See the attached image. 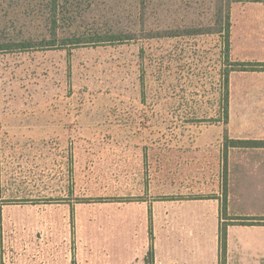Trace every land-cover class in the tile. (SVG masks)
Instances as JSON below:
<instances>
[{
    "label": "rangeland",
    "instance_id": "obj_1",
    "mask_svg": "<svg viewBox=\"0 0 264 264\" xmlns=\"http://www.w3.org/2000/svg\"><path fill=\"white\" fill-rule=\"evenodd\" d=\"M233 1L0 0V264L75 259L118 222L129 157L225 187Z\"/></svg>",
    "mask_w": 264,
    "mask_h": 264
},
{
    "label": "crops",
    "instance_id": "obj_2",
    "mask_svg": "<svg viewBox=\"0 0 264 264\" xmlns=\"http://www.w3.org/2000/svg\"><path fill=\"white\" fill-rule=\"evenodd\" d=\"M244 3L232 5L231 59L264 63V12L257 11L264 1ZM229 95L222 132L231 140H264V68L231 71ZM132 160L113 200L118 222L93 239L80 238L75 259L22 257L3 264H264V224L224 219L223 186L175 185L161 161L152 174L145 161ZM226 161L228 216L264 218V147H230Z\"/></svg>",
    "mask_w": 264,
    "mask_h": 264
},
{
    "label": "trees",
    "instance_id": "obj_3",
    "mask_svg": "<svg viewBox=\"0 0 264 264\" xmlns=\"http://www.w3.org/2000/svg\"><path fill=\"white\" fill-rule=\"evenodd\" d=\"M52 6H53V11H55L56 15V10L58 8L57 0H52ZM264 0H234L233 2H260ZM231 9V8H230ZM231 27H232V19H231V10L227 13L226 16V25L224 27V30L226 32V39H227V58L231 62L233 66H235L234 70H239V71H245V70H255L256 68L262 67L264 68V63H259V62H240V61H233L231 59L230 51H231ZM113 38L118 41H122L123 39H117V35H113ZM31 41L29 42H22L18 43L19 50L24 51V50H29L32 48ZM226 74V79H225V85L223 88H225V107L223 108V113H222V120L220 122H223V124L228 123V117H229V75L230 72ZM226 140L229 141L225 144V155L228 153V149L230 147H264V140H235V139H229V136L226 134ZM222 212H223V218L226 220H238L240 224H245V225H250V224H264V218H249V217H229L227 214V176L225 177V187H224V196H223V207H222ZM151 235L153 239V233L151 230ZM222 247H223V257L225 254L226 250V225L223 226V237H222ZM149 262H153L154 260V253H153V247L151 248L149 252ZM223 264L224 259H223Z\"/></svg>",
    "mask_w": 264,
    "mask_h": 264
}]
</instances>
